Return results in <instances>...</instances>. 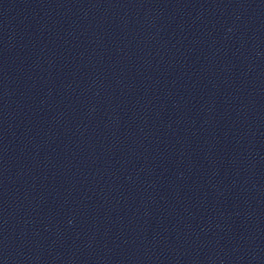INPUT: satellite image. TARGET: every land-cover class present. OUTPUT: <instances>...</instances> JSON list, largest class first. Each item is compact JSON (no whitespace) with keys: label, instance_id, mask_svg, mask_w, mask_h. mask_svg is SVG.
Returning a JSON list of instances; mask_svg holds the SVG:
<instances>
[{"label":"water","instance_id":"95a60500","mask_svg":"<svg viewBox=\"0 0 264 264\" xmlns=\"http://www.w3.org/2000/svg\"><path fill=\"white\" fill-rule=\"evenodd\" d=\"M0 264H264V0H0Z\"/></svg>","mask_w":264,"mask_h":264}]
</instances>
